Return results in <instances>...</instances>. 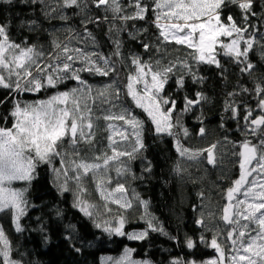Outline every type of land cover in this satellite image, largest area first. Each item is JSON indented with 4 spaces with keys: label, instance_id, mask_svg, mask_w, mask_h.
<instances>
[{
    "label": "snow or ice",
    "instance_id": "obj_1",
    "mask_svg": "<svg viewBox=\"0 0 264 264\" xmlns=\"http://www.w3.org/2000/svg\"><path fill=\"white\" fill-rule=\"evenodd\" d=\"M20 2L27 4L29 0ZM30 2L43 4L45 0ZM0 3L10 4L12 0H0ZM91 3L111 12L112 20H119L122 24L129 20H145L151 11L154 17L152 23L159 31L161 43L174 41L192 51L186 59L170 62L163 68L160 67V60L153 64L138 55H132L130 60L134 73L130 71L126 84L122 85L113 57L119 58L123 65L125 58L121 51L122 41L119 39L123 28L113 24L109 29L110 33L115 31L117 36L112 40L114 51L105 55L98 50H88L89 46L97 47L95 37L87 29V24L93 21H82L83 33L70 27L64 29L68 33L66 39H53V51L47 53L45 60V53L35 45L13 41L9 25L0 22V90H8V96L0 100V105L9 98L13 101L8 116L3 117L4 121L9 117L12 119L11 127L6 124L0 126V212L11 214L16 232L24 231L21 220L30 207L26 196L28 187H15L14 182L23 181L30 185L36 179L37 168L43 164L50 166L54 182L61 192L70 190V181L75 183L73 207L92 220L93 226L109 238L117 236L143 241L150 232H156L177 240L148 211L149 202L140 199L135 190H132L129 198V190L124 183L117 182L114 188L110 187L113 183L110 173L114 170L117 178L125 177L131 172L130 162L142 157L145 150V120L134 114L132 107L127 106L123 98H130L134 107L146 114L157 135H167L174 139L181 159L199 162L206 153L207 163L215 166L218 163V144L203 149L185 147L180 136L182 133L187 138L190 132L180 116L174 118L178 101L162 93L174 68L185 69V75H191L194 81L201 80L193 72L189 61L197 65L214 64L221 67L217 59L221 51L241 66V73L251 74L255 65L250 61L249 54L257 44L261 46V55L264 56V42L257 39V32L250 31L255 25L249 23V16L257 15L253 10L254 0H151L150 3L130 0L128 6L135 9L131 15L124 14L125 6L121 0H91ZM229 4L241 11L243 27L236 23L231 14L227 16V22L222 19V11ZM74 7L83 14L88 8V2L57 0L55 7L45 6L44 16L68 21L70 17L63 10ZM57 12L58 16L55 15ZM99 19L97 17L96 22ZM104 19L107 21L108 17ZM27 24L31 28L36 25V21H27ZM222 37L229 38L230 42L225 43ZM74 43L82 44L83 47L73 46ZM143 47L148 50L151 45L143 44ZM156 50L159 52L160 48ZM77 64L80 66L77 67ZM85 72L93 76L109 77L110 82L102 86L88 84L81 75ZM185 75L176 79L177 88L183 89L185 86ZM65 81H76L77 86L55 91L46 99L21 101L17 98L20 93L56 89ZM241 92H249V89L242 88ZM254 92L257 97L256 108L246 104L242 106L243 124L239 122L241 105L236 101H225V112H230V118L238 121L237 128L243 136L238 142L228 141L225 137V142L232 144L231 155L237 162L239 175L221 193L227 202L223 204L219 217L215 213H208L209 220L218 221L214 229L205 226L203 212L195 221L198 226L205 227L206 231H212L210 241L201 234L199 243L213 249L216 255L204 261L175 258L169 264H264V83H257ZM235 95V92L228 93L229 97ZM206 99L202 92H196L194 99L185 95L180 115L191 112ZM257 110L260 114L254 116ZM101 121L103 131L107 134V149L91 157L82 155L81 145L86 146L88 151H95L96 130ZM205 132L206 129L201 127L198 135L203 136ZM57 159L59 167L54 164ZM144 171H151L150 162ZM174 171L180 175L187 169L182 168L178 162ZM89 177L104 202L103 214L98 210V205L85 199ZM198 195L203 199V192ZM134 201L144 209L139 217L146 223L142 231L125 230L128 220L123 212L131 209ZM110 204L118 205L122 211L109 219H100L101 215L111 213ZM221 223L223 228L220 227ZM66 228L75 231L74 225H67ZM65 239L71 241L74 237L70 233ZM89 246H92L91 242ZM185 246L193 249L197 242L187 237ZM75 251L80 252L81 249L75 248ZM135 251L125 246L118 256H101L99 264H152L148 259H135ZM11 252L8 236L0 227V264H21L12 259Z\"/></svg>",
    "mask_w": 264,
    "mask_h": 264
},
{
    "label": "trees",
    "instance_id": "obj_2",
    "mask_svg": "<svg viewBox=\"0 0 264 264\" xmlns=\"http://www.w3.org/2000/svg\"><path fill=\"white\" fill-rule=\"evenodd\" d=\"M87 2L88 8L83 14L74 7L66 9V15L70 17L68 21L59 19L47 21L39 3L32 4L29 0V3L23 4L20 0H12L10 4L0 3V22L9 25V34L13 41L31 45L34 36L27 27V21L35 20L51 27L59 24L67 25L82 34L84 31L82 21L91 19L93 22L87 24V29L95 37L97 47L89 46L88 50H98L105 55H110L114 51L112 40L117 36L115 31L110 33L109 29L113 24L117 28H123L124 30L119 33V39L122 41L121 51L125 58L123 65L119 58L113 57L122 85L126 84L128 73L130 71L134 73L130 60L132 55H138L142 60L153 64L156 60H160V67L163 68L170 62L186 59L188 53L192 51L187 46L175 44L174 41L161 43L159 31L152 23L154 17L151 11L145 20H129L122 24L119 20H112L111 12H106L103 7L97 8L91 0ZM144 2L150 3L151 0H144ZM121 3L125 6L124 14L131 15L135 11L128 6L130 0H121ZM253 10L257 15L249 16V23L255 25V28L250 31L257 32V39L264 42V0H254ZM229 14L233 15L238 25L244 26L242 13L237 7L230 4L225 7L222 11V19L225 22ZM105 16L108 17L107 21L104 19ZM97 17L100 18L99 22H96ZM22 21L25 23L22 24ZM143 44H149L151 47L145 50ZM73 46L83 47L82 44L75 43ZM157 47L160 48L159 52L156 50ZM261 51V46L257 44L249 54L250 61L255 65L251 74L241 73V66L224 56L221 51V54L217 56L221 67L214 64L197 65L189 61L192 63L193 72L201 77V80L194 81L191 75H185V69L177 67L174 68L165 84L162 95L178 101L174 118L180 116L183 125L190 132L187 138L181 133V143L193 149H203L214 143L218 144L216 149L218 163L215 166L207 163L206 153L199 162L181 159L176 151L174 139L167 135H157L146 114L141 109H136L130 98L126 96L123 98L125 104L132 107L133 113L145 120V150L142 157L130 162L131 172L122 179L113 180V183L115 185L117 182L124 183L129 190V198L132 196V190H135L140 199L147 200L148 211L157 218L171 236H176L177 240H171L168 236L156 232H150L148 238L143 241L117 236L109 238L107 234L93 226L92 220L85 217L78 208L73 207L75 183L70 181V190L61 192L54 182V174L50 166L42 164L37 168L36 179L30 185L23 181L14 182L15 187H28L26 196L30 207L21 220L24 231L16 232L15 237L9 240L12 259L20 261L21 264H99L101 256H118L125 246L136 250L133 253L135 259H148L152 264H169L175 258L196 261L213 258L216 255L215 251L199 243L201 234L210 241L212 231H206L205 227L198 226L195 221L203 212L205 226L214 229L218 221L209 220L208 213H215L219 217L223 204L227 202L221 193L226 191L231 186V182L238 177V165L231 155L232 144L226 143L225 137L228 141L238 142L243 139V136L237 128L238 121L230 118L231 113L225 112L224 105L226 100L236 101L238 105H241L239 118L241 124H243L244 114L242 106L246 104L253 109L256 108L257 97L254 87L257 83H264V56L261 55ZM81 75L88 84L94 86H102L110 82L109 77L93 76L87 72ZM181 75H185L183 89L176 86V79ZM75 86H77L76 81H65L56 89L39 93H20L17 94V98L21 101L46 99L55 91H65ZM242 88L249 89V92L242 93ZM196 92H202L207 97L206 101L196 106L191 112L180 115L184 106L183 97L187 95L194 99ZM230 92H235L237 95L229 97ZM6 96H8V90H0V100H4ZM12 103V99L9 98L6 103L0 105V126L6 124L11 127L12 119L9 117L7 121H4L3 117L8 116ZM259 114L258 110L254 112V116ZM222 117H224L223 120ZM201 127L206 129L203 136L198 135ZM96 132L95 151H88L86 146L81 145L82 155L91 157L107 149V134L103 131V121L100 122ZM108 154L111 155L110 150ZM149 162L151 171L145 172L144 169ZM178 162L182 168L187 169L180 175L174 171ZM54 164L59 167V160H55ZM113 173L114 170L110 173L111 177ZM86 183L88 190L85 199L98 205V210L103 214L104 202L96 192L90 177ZM201 192L204 193L203 199L198 195ZM133 204L131 209L123 212L128 220L125 230L142 231L146 223L139 217L144 209L135 201ZM109 207L112 209L111 213L101 215L100 219H109L122 211L116 204H110ZM57 211L60 212L59 216ZM67 225H74L75 231L72 232L71 229L66 228ZM220 227L223 228L224 225L221 223ZM70 233L74 237L71 241L65 239V236ZM187 237L197 242L195 248L188 249L185 246ZM89 242L92 246H89ZM75 248H80L81 251L76 252Z\"/></svg>",
    "mask_w": 264,
    "mask_h": 264
},
{
    "label": "rangeland",
    "instance_id": "obj_3",
    "mask_svg": "<svg viewBox=\"0 0 264 264\" xmlns=\"http://www.w3.org/2000/svg\"><path fill=\"white\" fill-rule=\"evenodd\" d=\"M56 3H57V0H45V3H43V4L39 3V5H40L41 10L44 14V10H45L46 5H48L49 7H55ZM63 11L66 14V9H64ZM55 15L58 16L59 12H57ZM45 19L47 21L52 20V19H49L46 17H45ZM54 20H56V19L54 18ZM27 27L33 33V36H34V39H33L31 45H35L37 49L42 50L46 56L47 53L53 51L52 43H51L52 40L58 39L60 41H64L68 35V33L66 31H64V29L69 28L70 26L59 24V25H55V26L51 27V26H48L44 23L36 22L35 26L29 28V26L27 24ZM221 39L225 43L230 42L229 38H227V37H222ZM112 178H113V180L122 179V178H117L115 171L113 173ZM110 187L114 188L115 184L112 183L110 185ZM0 227H2L4 229L9 240H11L15 237L16 231H15V227L12 223L11 214L9 212H0Z\"/></svg>",
    "mask_w": 264,
    "mask_h": 264
},
{
    "label": "flooded vegetation",
    "instance_id": "obj_4",
    "mask_svg": "<svg viewBox=\"0 0 264 264\" xmlns=\"http://www.w3.org/2000/svg\"><path fill=\"white\" fill-rule=\"evenodd\" d=\"M238 173H239V169H238Z\"/></svg>",
    "mask_w": 264,
    "mask_h": 264
}]
</instances>
